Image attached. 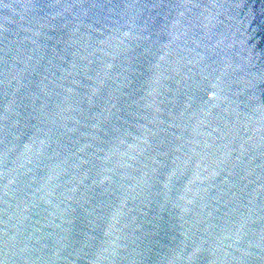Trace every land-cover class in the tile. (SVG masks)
<instances>
[{
    "label": "water",
    "instance_id": "1",
    "mask_svg": "<svg viewBox=\"0 0 264 264\" xmlns=\"http://www.w3.org/2000/svg\"><path fill=\"white\" fill-rule=\"evenodd\" d=\"M0 264H264V0H0Z\"/></svg>",
    "mask_w": 264,
    "mask_h": 264
},
{
    "label": "clouds",
    "instance_id": "2",
    "mask_svg": "<svg viewBox=\"0 0 264 264\" xmlns=\"http://www.w3.org/2000/svg\"><path fill=\"white\" fill-rule=\"evenodd\" d=\"M209 95H211V93Z\"/></svg>",
    "mask_w": 264,
    "mask_h": 264
}]
</instances>
